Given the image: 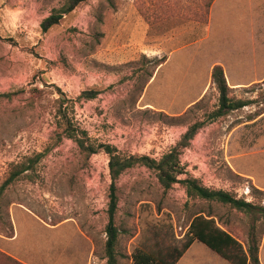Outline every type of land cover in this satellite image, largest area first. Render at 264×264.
<instances>
[{"label":"rangeland","instance_id":"1","mask_svg":"<svg viewBox=\"0 0 264 264\" xmlns=\"http://www.w3.org/2000/svg\"><path fill=\"white\" fill-rule=\"evenodd\" d=\"M65 1L0 0V95H8L0 97V187L17 165L41 156L0 198V264H106L111 177L101 146L160 159L198 122L205 124L181 149L180 179L264 205V193L235 173L237 133L231 136L256 111L211 121L215 85L190 106L208 79L215 38L259 27L264 0L219 2L209 39L196 45L210 0H88L43 33V20ZM171 52L149 81L155 61ZM93 88L97 98L81 97ZM246 92L264 110V88ZM68 121L95 154L66 136ZM117 190L118 264H133L136 250L181 248L203 211L244 245L252 226L264 239V218L191 199L180 184L166 190L145 166L121 175ZM176 264L231 263L196 241Z\"/></svg>","mask_w":264,"mask_h":264},{"label":"trees","instance_id":"2","mask_svg":"<svg viewBox=\"0 0 264 264\" xmlns=\"http://www.w3.org/2000/svg\"><path fill=\"white\" fill-rule=\"evenodd\" d=\"M87 1L88 0H66L60 8L55 9L49 17L43 20L41 23L42 32H49L52 28L59 25L65 16L72 13L78 6ZM213 1L214 0H210L208 2L209 10ZM166 61L167 58L165 57L155 61L154 71L150 74L149 81L153 78L155 71ZM211 77L212 84L216 86L219 93L217 109L210 114L211 121H215L231 112L242 110L256 103L255 100H242L230 96L231 89L227 84L222 66H215L212 70ZM149 81L147 83H149ZM99 94L100 91L93 88L84 91L81 97L92 100L97 98ZM6 96L8 95H0V97ZM67 124L68 126L65 127V133L68 138L74 139L89 155L95 154L98 151V149L91 145L86 146L84 141L80 139L77 134L78 131L73 128L69 121ZM204 124L205 122H198L191 125L186 133L182 135L176 146L168 153L164 154L160 159H153L149 156L122 155L116 148L110 145L101 146L109 156V172L111 177L108 224L105 230L106 242L104 259L106 260V264H118L116 248L119 231L115 223V216L118 208L117 180L127 170L136 165H142L153 170L157 174L160 184L166 190L170 189L175 184H180L185 188L188 197L191 199L227 205L231 209L243 212L254 219L264 218V205H258L246 201L243 198H237L234 194L224 190L207 188L199 179L193 177L180 179V176L185 174V170L180 162L181 149L189 146L191 140L196 136L199 129H201ZM40 157L41 156H37L33 160H29L28 163L19 164L15 167L14 171L0 187V198L11 184L34 167V164L39 161ZM255 191L262 193L256 188ZM216 217L214 212L203 211L197 213L189 225L187 241L181 248L156 246L155 248H149L147 250H136L132 256L133 264H176L196 241L202 243L231 264H261V237L256 232L255 226L250 228L248 240L244 245L234 237L232 233L223 228ZM10 230V236L8 237L13 238V228L10 227Z\"/></svg>","mask_w":264,"mask_h":264},{"label":"crops","instance_id":"3","mask_svg":"<svg viewBox=\"0 0 264 264\" xmlns=\"http://www.w3.org/2000/svg\"><path fill=\"white\" fill-rule=\"evenodd\" d=\"M221 1L229 0L213 1L209 10L207 32L204 37L194 42L195 45L209 39L211 34L210 24L215 9H218L219 2ZM223 18L225 20L229 19L226 12L223 14ZM259 21L263 22L259 23V27L257 28L253 26L250 31L243 33L235 30L230 35L223 31L222 34H219L215 38L213 42L215 59L208 65V79L200 95L190 102V106L202 100L211 89L213 85L212 70L217 65L222 66L224 69L227 84L231 89V96L236 95L238 99L245 100L246 95L253 94L246 92V90L253 89L256 86L264 88V19ZM171 54L172 52L168 55L167 61L162 66L170 61ZM254 98L250 97L248 99L253 100ZM262 106L263 104L259 107H254V105L253 107H245L244 109L246 110L253 109V111H256V114H253L251 118L238 122L232 130L231 136L237 133L235 149L236 175L243 178V180L250 181L256 189L264 193V110L260 109ZM257 109L260 110L258 111ZM244 112L245 110H242L240 113ZM247 158L253 162L249 163ZM263 252L264 239L260 248V260L262 264H264Z\"/></svg>","mask_w":264,"mask_h":264}]
</instances>
